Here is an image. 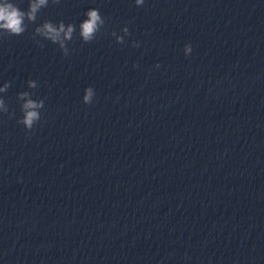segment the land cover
<instances>
[{
  "label": "clouds",
  "instance_id": "1",
  "mask_svg": "<svg viewBox=\"0 0 264 264\" xmlns=\"http://www.w3.org/2000/svg\"><path fill=\"white\" fill-rule=\"evenodd\" d=\"M52 3H59L60 0H51ZM145 0H135L137 6H142ZM49 0H29V6L27 10H22L15 0H0V37L3 36H21L26 32L30 24H34L37 21L38 13L44 7H47ZM86 19L79 25V36L84 43H90L96 39L97 34L105 25V19L101 16L99 9H89L85 13ZM76 32V26L73 24H67L63 21L55 24L51 21H44L42 24L34 29V36L41 37L45 40L52 42L59 46L63 51L64 56L69 55V48L67 43L73 39ZM123 36L112 33L116 37V42L124 44V37L129 35V29L124 27L122 29ZM39 43V41H37ZM139 42L134 41L133 47H139ZM192 52L191 44L184 46V53L186 56ZM139 67V65H134ZM160 67L159 64L156 65ZM37 82L34 80L28 81V87L31 89L37 88ZM10 84L5 83L3 87H0V93H5ZM95 89L91 86L87 87L84 91L82 102L84 104H92L95 97ZM18 100L23 101L21 104L22 117L17 121L24 129L31 133L41 120V109L44 108V100L32 98V93L24 91L18 94ZM0 114H9L10 117L14 113H9L8 105L3 98H0Z\"/></svg>",
  "mask_w": 264,
  "mask_h": 264
}]
</instances>
